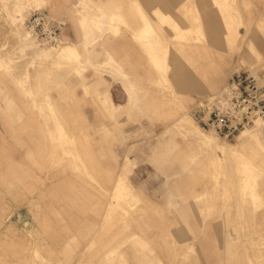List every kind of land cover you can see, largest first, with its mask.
I'll use <instances>...</instances> for the list:
<instances>
[{
    "label": "rangeland",
    "instance_id": "obj_1",
    "mask_svg": "<svg viewBox=\"0 0 264 264\" xmlns=\"http://www.w3.org/2000/svg\"><path fill=\"white\" fill-rule=\"evenodd\" d=\"M3 1L0 264H264V132L239 146L240 134L227 140L204 129L237 146L250 164L244 172L234 171L238 158L227 170L211 169L201 147L184 145L175 128L161 135L175 117L194 121V98L219 91L232 75H258L264 92V0H49L43 8L65 22L64 41L77 43L81 57L32 64L25 79L5 9L23 7L24 31L42 1ZM101 6L113 24L91 29L86 14ZM143 24L151 40L135 39ZM84 37L99 52L91 61ZM155 54L170 66L167 82ZM112 58L136 85L131 97L110 74ZM108 96L117 106L130 99V108L111 112ZM258 125L264 120L247 128ZM159 137L173 143L155 152ZM127 154L134 164L117 200Z\"/></svg>",
    "mask_w": 264,
    "mask_h": 264
},
{
    "label": "bare ground",
    "instance_id": "obj_2",
    "mask_svg": "<svg viewBox=\"0 0 264 264\" xmlns=\"http://www.w3.org/2000/svg\"><path fill=\"white\" fill-rule=\"evenodd\" d=\"M7 1L4 0L3 3ZM20 1V0H19ZM41 8L47 6V4L49 3V0H41ZM28 2L30 4H34V1L32 0H28ZM22 3V2H21ZM88 3V2H87ZM26 4V3H25ZM79 3H77V6L80 7V5H78ZM84 5H86V0H84L83 2ZM7 6V5H5ZM12 6V5H11ZM33 7V6H32ZM85 7V6H83ZM9 8V7H8ZM12 8V7H10ZM40 8V7H39ZM92 8V7H90ZM31 9V8H30ZM96 9V8H94ZM2 10V9H1ZM0 10V11H1ZM40 10V9H38ZM83 10V9H82ZM85 10V9H84ZM5 11L9 14L10 18L13 20L12 25H10V27L12 26V32L14 35V41H16V46L13 50V54L18 55L19 57H24L22 60L23 63H25V65L27 67L23 68L22 70L18 69V74H19V78L23 77L24 79L28 76L27 73H29V68L30 66L33 65H40L42 62H45L47 60H54L57 61L56 63H60L61 60L64 59H70L73 61H78V59L81 57V53L77 50V48L72 45L71 43H64V44H60L59 48H47L44 45H58L59 43H61L60 41L57 42V44H47V43H40L39 41H37L36 39L30 37L28 35V33L26 32L25 28H24V23L25 20L23 21V28L24 31L22 30V11H23V7H13L12 9H5ZM2 12V11H1ZM4 12V11H3ZM85 13V12H84ZM4 15V14H3ZM7 16V17H9ZM53 16V15H52ZM109 16V10L107 8H105L104 6L98 7L95 11L94 10H89L86 14V17L88 19V22L90 24V28L91 29H95L96 27H100L101 25L103 26H109L112 25L113 23L109 20L108 18ZM113 16V15H112ZM54 17V16H53ZM83 15L82 18L79 20L80 22L83 21ZM164 19V18H163ZM160 20V19H159ZM164 24L163 20H160V25H162V22ZM167 22V19H166ZM9 23V22H8ZM83 23V22H82ZM86 23V22H85ZM84 23V24H85ZM169 23V22H168ZM151 25V28L153 27V31L156 32L158 31V28L153 25L152 22L148 23V26ZM166 25V24H165ZM164 25V27H166ZM169 25V24H168ZM84 26V25H83ZM86 27V26H85ZM147 29V24H144V34L140 37L139 40L144 39V38H148L151 40V38L153 37L152 33L148 34ZM87 30V29H86ZM98 34V33H97ZM154 34V33H153ZM27 35V36H26ZM99 36V35H98ZM155 37V35H154ZM85 38V37H84ZM83 38V39H84ZM92 40L93 38L90 39H86L83 40L84 43L91 45L92 44ZM13 41V40H12ZM97 42V41H96ZM14 44V42H13ZM41 45V46H40ZM43 45V46H42ZM250 55V54H249ZM85 56V55H84ZM2 59L3 58H7L8 54H6L5 56H1ZM15 57V56H14ZM155 57L157 58L156 61H153V63L157 66L160 67V69L162 70L161 73L163 72H168L169 71V64H165L163 63V61L159 60L158 58H160L158 56V54H155ZM248 57V56H247ZM11 59V58H10ZM83 59V58H82ZM87 59V56H86ZM252 59V58H250ZM249 59V60H250ZM4 60V59H3ZM8 60V59H7ZM253 60V59H252ZM7 62V61H6ZM250 62V61H249ZM5 63V62H4ZM77 63V62H76ZM75 63V64H76ZM18 64L20 65V61L18 62ZM43 64V63H42ZM45 64V63H44ZM54 64V63H53ZM153 64V65H154ZM16 65V63H15ZM91 66H93L95 68L96 71L100 72L102 71L101 69H99L96 66H94L93 64L90 63ZM154 65V66H155ZM164 65L165 69H164ZM114 71H116V68L114 69ZM78 72V71H77ZM17 75V74H15ZM30 75V74H29ZM31 76V75H30ZM33 76V75H32ZM18 78V80H19ZM121 78V77H120ZM123 78V77H122ZM36 79V78H35ZM22 80V79H21ZM127 80V79H125ZM167 82V80H165ZM21 82V81H20ZM24 82V80H23ZM27 82V81H26ZM28 83V82H27ZM129 83V82H128ZM20 85V84H19ZM128 85V84H127ZM132 85V84H131ZM29 86V85H28ZM130 86V85H129ZM25 87V86H23ZM30 87V86H29ZM128 87V86H127ZM29 89V88H28ZM128 89V94L129 97L132 96L130 90L134 89V87L131 88V86ZM135 90V89H134ZM28 91V90H27ZM30 91V90H29ZM138 92V91H137ZM37 93V92H36ZM173 93V92H172ZM134 94V91H133ZM175 94V93H174ZM173 94V95H174ZM136 95V94H135ZM32 98V97H30ZM134 98V97H133ZM175 101V106L178 108L179 107V103L180 100L178 99V97H174ZM172 101V102H173ZM137 103V101H135V104ZM134 104V103H133ZM138 104V103H137ZM174 105V104H173ZM134 106V105H133ZM137 106V105H136ZM112 108V107H111ZM135 108V107H134ZM258 120H264V119H258ZM195 121V120H194ZM193 121V119L188 116V115H180L179 117H176L175 119V123L169 128L166 129L163 132V135L167 134L168 132H170L171 128H175L180 135H182L185 139L194 141L196 144H198L201 149L203 150V155L205 156V158L208 160V167H210L211 169H226L228 168V165L230 166V162L234 161L236 158L240 159L239 161V166H236V168L234 169V171H239V172H244L245 169H247V167L250 165L248 162L247 158H244V160L241 157V153L239 151V149L237 148L236 145L231 144L230 142H221L218 138H216L215 136L205 132V130L203 128H201L200 126H198L197 124H195V122ZM256 121V120H255ZM62 123V122H61ZM60 123V124H61ZM197 123V122H196ZM65 125V124H64ZM260 125V124H259ZM255 129H249L247 127V129H242L237 135V145L239 146H244L246 145V143H248V141L250 142L251 140H254L257 138L258 134H260L261 130V126H259ZM64 127V126H63ZM168 128V127H167ZM212 132V131H211ZM61 135L65 134L63 132V130H60ZM214 133V132H213ZM236 135V136H237ZM64 136V135H63ZM68 136V135H67ZM70 137V136H69ZM68 137V138H69ZM67 138V139H68ZM166 141V140H165ZM264 147V145H263ZM232 158H234V160H232ZM221 160H224V162H222ZM257 166H254V168L256 170L259 171V169L256 168ZM121 169V168H120ZM127 167L123 166V170H126ZM232 170V169H231ZM238 172V173H239ZM237 173V172H236ZM235 174V173H234ZM245 178V177H244ZM218 179V178H217ZM245 181V180H244ZM123 191L126 192L127 189H125L123 187L122 189ZM128 192H130L128 190ZM253 192V191H252ZM123 194H118L117 195V199H120L119 197L122 196ZM129 198H132V194H127ZM126 196V195H125ZM122 198V197H121ZM124 198V196H123ZM133 200V199H132ZM135 200V199H134ZM133 200V201H134ZM139 200V199H137ZM136 200V201H137ZM132 207V206H131Z\"/></svg>",
    "mask_w": 264,
    "mask_h": 264
},
{
    "label": "built area",
    "instance_id": "obj_3",
    "mask_svg": "<svg viewBox=\"0 0 264 264\" xmlns=\"http://www.w3.org/2000/svg\"><path fill=\"white\" fill-rule=\"evenodd\" d=\"M28 35L40 43L64 40L65 22L46 10H36L25 20ZM203 129L231 140L255 120L264 119V92L256 74L241 72L217 93L195 99L189 110Z\"/></svg>",
    "mask_w": 264,
    "mask_h": 264
},
{
    "label": "crops",
    "instance_id": "obj_4",
    "mask_svg": "<svg viewBox=\"0 0 264 264\" xmlns=\"http://www.w3.org/2000/svg\"><path fill=\"white\" fill-rule=\"evenodd\" d=\"M96 1V0H95ZM217 4H218V0H217ZM44 10H46L47 12H48V10L46 9V8H43ZM52 10V9H51ZM54 10V9H53ZM52 10V11H53ZM114 12H115V10H114ZM49 13V12H48ZM117 13L115 12V15H116ZM159 15V14H158ZM162 18H165V19H167V14H163L162 13ZM158 25L160 26V24L158 23ZM158 25H156L155 24V26L159 29V26ZM228 24H227V29H228ZM67 29H65V33H64V40L65 39H67V31H66ZM233 32L235 33V32H238V34L240 35V32H239V30H238V28H236V29H234L233 30ZM144 34V24L139 28V32L137 31L135 34H134V37H135V39H137L138 41H139V39H140V37L142 36ZM238 35V36H239ZM239 38V37H238ZM63 40V41H64ZM61 41L62 43H71L72 45H74L76 48H77V50L79 51V49H78V44L77 43H74V42H70V41ZM81 47H82V49H83V51L84 52H90V61L91 60H93V59H95V58H97L98 57V55H99V52H98V50H96V49H94V47H92L91 45H89V44H85L84 43V41H82L81 42ZM80 52V51H79ZM91 52H93V53H91ZM81 53V52H80ZM92 54H94V55H92ZM92 55V56H91ZM113 59V58H112ZM113 61H114V65H115V68H116V71H108L107 70V72H110V74L112 75V76H114V77H116V76H119V77H121L120 79H121V81L122 82H124L125 83V85L126 86H128L127 88H129L130 86H131V88L132 87H136V85L135 84H133L132 82H131V80L129 79V76L123 71V69H122V67L120 66V65H118V62L117 61H115L114 59H113ZM107 62V61H106ZM105 62V63H106ZM92 63V62H91ZM55 64V63H54ZM57 64V63H56ZM93 64V63H92ZM98 65H100V66H103L101 63L99 64V62L97 63ZM94 66H96V65H94ZM106 69H108V68H106ZM164 69H165V65H164ZM96 71V70H95ZM169 72V71H168ZM168 72L163 76V78H164V81L165 80H167V81H169V74H168ZM96 74L98 75V77L100 76L99 74V72L98 71H96ZM168 74V75H167ZM233 76V75H232ZM231 76V77H232ZM123 77V78H122ZM231 77L228 79V81H227V83L230 81V79H231ZM125 79H127V80H125ZM95 83L97 82V79H95V81H94ZM129 82V83H128ZM94 83V87H97L98 86V82L95 84ZM226 83V84H227ZM128 84V85H127ZM132 84V85H131ZM225 84V85H226ZM130 85V86H129ZM224 85V86H225ZM223 86V87H224ZM222 87V88H223ZM214 88V87H213ZM221 88V89H222ZM220 89V90H221ZM122 90V89H121ZM219 90V91H220ZM127 91H128V89H127ZM123 92H124V90H123ZM218 92V91H217ZM217 92H214V93H217ZM214 93H209V94H206V95H203V96H197V97H195L194 98V100L195 99H198V98H202V97H205V96H208V95H211V94H214ZM107 95H109L108 94V92L106 93ZM123 96H126V93L124 92L123 93ZM109 100H110V102L112 103V111L111 112H113V111H118V110H128V108H130V106H128V104H130V99H129V102H128V104L126 105V104H124V105H115L114 103H113V101L111 100V98H109V96L107 97ZM176 118V117H175ZM175 123V122H174ZM173 122L171 123V125H169V126H167L162 132H161V135H163V132L166 130V129H169L173 124H174ZM261 130L264 132V127L263 128H261ZM60 133V132H59ZM61 134V133H60ZM160 138V137H159ZM182 138H183V142H184V145H187V142L188 143H192V144H194V145H198V144H196L194 141H191V140H188V139H185L183 136H182ZM166 140V141H165ZM173 140L172 139H170V138H160V140H159V142H158V146H157V148H156V150H155V152L156 151H164L169 145H171L173 142H172ZM199 146V145H198ZM200 147V146H199ZM240 151V150H239ZM241 153V152H240ZM243 156H244V154H242ZM200 156L202 157H204L205 158V156L203 155V153H201L200 154ZM245 158V157H244ZM248 159V158H247ZM205 160L208 162V160L205 158ZM221 161H223V160H221ZM224 162V161H223ZM126 163H129V167H128V169H126V170H123V166H124V164H126ZM134 164V161L132 160V158H130L129 157V155L127 154V155H125L124 156V158H123V162L120 164V166H119V170H120V173H119V175H118V177L116 178V180H115V182H114V186H113V189L117 192V194L114 196L115 198L117 197V195H118V193L120 192V190H122L123 189V187L125 188V189H127V186L125 185V183H124V176H127L128 175V173L130 172V170H131V167H132V165ZM121 168V169H120ZM121 195V194H120ZM118 200V199H117Z\"/></svg>",
    "mask_w": 264,
    "mask_h": 264
}]
</instances>
